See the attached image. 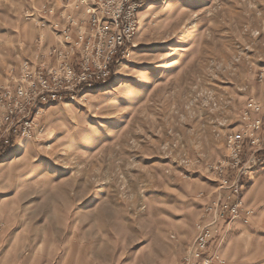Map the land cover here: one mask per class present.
<instances>
[{"label":"rangeland","instance_id":"1","mask_svg":"<svg viewBox=\"0 0 264 264\" xmlns=\"http://www.w3.org/2000/svg\"><path fill=\"white\" fill-rule=\"evenodd\" d=\"M47 1L0 0V86L35 54L27 13ZM138 20L110 80L85 102L45 106L0 158V264H181L210 219L207 166L261 96L264 0H151ZM241 199L208 250L264 264V170Z\"/></svg>","mask_w":264,"mask_h":264},{"label":"built area","instance_id":"2","mask_svg":"<svg viewBox=\"0 0 264 264\" xmlns=\"http://www.w3.org/2000/svg\"><path fill=\"white\" fill-rule=\"evenodd\" d=\"M151 0H49L27 17L39 28L36 51L9 69L0 86V158L18 138H31L45 106L88 100L89 91L107 83L120 57L128 54L138 27V14ZM44 31L56 43L45 47ZM260 98L245 100L239 124L225 134L222 157L207 169L216 183L206 204L210 219L181 264H221L208 246L212 225L243 214L241 191L252 174L264 170V65L257 72Z\"/></svg>","mask_w":264,"mask_h":264},{"label":"crops","instance_id":"3","mask_svg":"<svg viewBox=\"0 0 264 264\" xmlns=\"http://www.w3.org/2000/svg\"><path fill=\"white\" fill-rule=\"evenodd\" d=\"M44 41H45L44 45L46 48L56 43V39L48 31H44Z\"/></svg>","mask_w":264,"mask_h":264}]
</instances>
